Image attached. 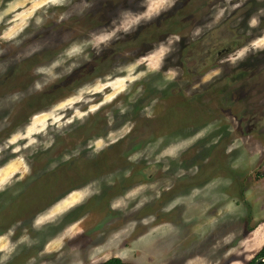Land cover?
Instances as JSON below:
<instances>
[{"label":"rangeland","instance_id":"1","mask_svg":"<svg viewBox=\"0 0 264 264\" xmlns=\"http://www.w3.org/2000/svg\"><path fill=\"white\" fill-rule=\"evenodd\" d=\"M102 1L118 19L87 28L78 0H0V264H249L264 244V77L221 108L199 85L264 69V0H217L147 35L173 3L206 0ZM223 24L242 44L219 71L158 88L183 84L182 47Z\"/></svg>","mask_w":264,"mask_h":264},{"label":"flooded vegetation","instance_id":"2","mask_svg":"<svg viewBox=\"0 0 264 264\" xmlns=\"http://www.w3.org/2000/svg\"><path fill=\"white\" fill-rule=\"evenodd\" d=\"M78 9L80 10L81 15L78 16V18L74 19L72 22H75L77 25L78 23L82 26H85L87 28L91 27L92 25H97L98 20L97 16H105L111 19L110 21H107V27L111 24H114L115 21L118 19V15L116 12V15H112L109 9H114L111 8L112 5L107 7V1H102L100 0H78ZM128 1V0H126ZM217 0H206L205 6L201 4V6H188L187 4H184L183 6L179 5L178 3L172 4L171 9L168 11H165L164 13L159 14L154 21L151 22H144L141 27V33L142 34H151L153 31L158 33H163L164 29H169L171 28L172 31H175L180 28H189L195 24V16H196V11L199 12L200 10H205L206 8L210 7L212 3L216 2ZM179 5V6H178ZM144 2L141 3V7L144 8ZM178 6V7H177ZM185 8V9H184ZM83 9H86L90 11L91 17L95 16L96 17V22H87V15L83 12ZM181 10L183 12H181ZM101 11V14H100ZM185 14V18H182L181 14ZM88 15V16H89ZM74 23V24H75ZM74 25L77 28V25ZM227 24V23H226ZM226 24H223L221 28L218 30L210 32V34L207 36L208 41H203L202 44H194L191 45L190 47L185 44L186 47V53L184 52L179 60L181 62V65L183 66H177L180 69V75L184 77L181 81L183 84H179L178 78L175 80H171L167 84H164L162 86H158V88L162 90H166L170 92V95H178L181 92H189L190 90L193 89V87L196 86V81L204 78L205 76H208L211 72H216L219 71L217 68H210L208 65H212L215 59L227 55L232 52L233 48H237L241 46V36H235L231 37L230 40L226 37L227 36V31H225ZM222 29V30H221ZM162 37V35H161ZM158 38V36H157ZM140 40L139 37L136 35L131 37L129 40H127V47L125 48L130 49L129 46L132 44V42H135V40ZM40 39H36V42ZM47 43V41H46ZM33 45V44H32ZM31 46V45H30ZM28 44H25L21 50H17L15 54H19L20 51H23L26 53L28 48H30ZM200 47V49H198ZM202 48V49H201ZM47 50V48H46ZM216 50V51H215ZM131 49L128 51V53L131 54ZM150 50L144 49L143 52L147 54ZM215 51V52H214ZM127 54V52H126ZM133 55V54H131ZM135 58V57H134ZM132 60L128 61V65L132 64ZM166 67L162 66L161 67V72L163 73H170V71ZM238 71V72H237ZM234 72H237V74H234L231 78L226 79L225 78V73L221 74V77L219 81L215 83V88L211 86L210 88H205L204 86L199 85L200 88H204L207 94L205 95V98L211 99L212 101L214 100L218 107L226 105L228 99H233L235 98L236 100H243L244 96V90L247 91L249 94L252 91H256L255 86L258 84L259 78L264 77V69L262 71L258 70L259 74L256 76L249 74L247 79L245 80L244 74L242 73L241 70H235ZM158 76V74H156ZM155 76V77H156ZM188 81V82H187ZM158 82V80L155 81V85ZM175 82L174 84H172ZM187 83V84H186ZM198 85V84H197ZM213 88V90H212ZM208 101H205L204 104L206 105ZM221 108V107H220ZM254 109V105L252 107ZM264 111V108H263ZM249 114H252V110L250 113L241 115L240 120L246 119L249 122H255L256 117L251 116ZM246 115V116H245ZM264 115V113L262 114ZM257 117V122L260 120H263L264 118Z\"/></svg>","mask_w":264,"mask_h":264},{"label":"trees","instance_id":"3","mask_svg":"<svg viewBox=\"0 0 264 264\" xmlns=\"http://www.w3.org/2000/svg\"><path fill=\"white\" fill-rule=\"evenodd\" d=\"M262 258H264V245L261 247V249L258 251L256 256L253 258V260H251L249 264H254L256 260ZM100 264H127V263L122 262L119 258H111ZM259 264H264V262H260Z\"/></svg>","mask_w":264,"mask_h":264},{"label":"crops","instance_id":"4","mask_svg":"<svg viewBox=\"0 0 264 264\" xmlns=\"http://www.w3.org/2000/svg\"><path fill=\"white\" fill-rule=\"evenodd\" d=\"M256 233H259V232H256ZM256 233H254V235L256 234ZM253 235V237L249 240V242H248V244H247V246H246V249H247V251H248V249H250V247H252V244H253V239L255 238V236ZM264 245V244H263ZM260 249H261V247H260ZM259 250V249H258ZM257 250V251H258ZM249 252V251H248ZM254 252V251H253ZM256 252V251H255ZM252 253V252H251Z\"/></svg>","mask_w":264,"mask_h":264},{"label":"water","instance_id":"5","mask_svg":"<svg viewBox=\"0 0 264 264\" xmlns=\"http://www.w3.org/2000/svg\"><path fill=\"white\" fill-rule=\"evenodd\" d=\"M260 262H264V258L256 260L254 264H259Z\"/></svg>","mask_w":264,"mask_h":264}]
</instances>
